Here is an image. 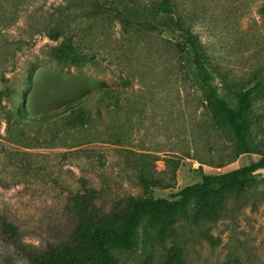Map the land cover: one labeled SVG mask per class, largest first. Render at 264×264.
Wrapping results in <instances>:
<instances>
[{"label":"rangeland","instance_id":"rangeland-1","mask_svg":"<svg viewBox=\"0 0 264 264\" xmlns=\"http://www.w3.org/2000/svg\"><path fill=\"white\" fill-rule=\"evenodd\" d=\"M127 1L138 6L157 0ZM91 2L73 0L63 16L72 21L73 40H80L68 63L56 56L70 42L67 33L58 40L48 35L68 0H0V90H14L3 95L4 108L47 118L54 104L80 87L77 75L120 90L118 110L83 131L64 132L54 121L9 129L0 115V264H32L45 249L70 239L80 212L95 223L124 196L144 195L142 154L166 179L167 159L180 161L175 186L154 188L155 197H172L203 173L226 172L262 156L246 153L229 162L232 135L214 125L204 103L208 91L195 80L192 59L178 55L165 38L172 33L127 30L117 17L91 16ZM176 10L203 43L223 96L230 97L229 83L256 88L253 129L264 151V0H176ZM219 158L222 167L213 165ZM91 186L97 195L81 209L76 194ZM226 205L214 218L191 206L174 223L175 235L153 242L143 233L135 249L119 251L120 264H163L175 244L182 247L177 264L236 258L264 264V170Z\"/></svg>","mask_w":264,"mask_h":264},{"label":"trees","instance_id":"trees-1","mask_svg":"<svg viewBox=\"0 0 264 264\" xmlns=\"http://www.w3.org/2000/svg\"><path fill=\"white\" fill-rule=\"evenodd\" d=\"M72 2L73 0H68L66 6L60 5V15L48 29V35L55 40L67 33L66 40L70 42L66 47L59 48L56 56L68 63L75 59L77 48L74 44L80 41L79 38L73 40L70 31L72 21L63 18L71 9ZM91 4V16L117 17L127 30L135 27L138 32L152 30L172 33L165 38L172 43L178 55L192 59L195 80L208 91L204 103L214 125L232 135L233 156L229 162L246 153H261L262 156L247 165L226 172L203 173L200 181L185 186L172 197H155L151 194L154 188L175 186L174 180L180 161L167 159L165 172H170V177L166 179L154 172L147 159L149 155L142 154L139 181L145 194L124 196L113 212L95 223L80 212L79 221L70 239L60 247L45 249L35 256L32 264H120L119 251L135 249L138 238L143 233L153 242L175 235L174 223L180 216L189 214L191 206L205 217H217L227 208L226 200L242 195L264 170V151L253 129L257 95L253 91L256 88L229 83L230 97L220 93L218 86L213 83L214 76L198 34L191 30L183 18L179 15L177 17L176 0H157L152 5L138 6L127 0H92ZM11 43L13 42L8 40L6 44ZM76 78L81 84L75 94L54 104L55 110L46 114L47 118L23 116L19 108L17 111L12 107L4 108L3 95H9L14 90H0V115L7 128L15 126L23 130L26 126L33 127L54 121L63 127L64 132L83 131L103 119L105 112L114 113L118 110L119 100L116 93L120 90L115 91L106 81L91 76L77 75ZM26 100L28 96L25 91L24 103ZM219 159L220 161L213 162L214 166L222 167L226 164L222 158ZM200 162L205 163L203 159ZM96 195L95 187H86L85 193L76 194L78 207L82 209ZM7 225L12 226L9 223ZM180 250L182 247L177 244L170 246L163 264H177L176 254ZM232 261L242 264L239 258L227 259L223 264H232Z\"/></svg>","mask_w":264,"mask_h":264}]
</instances>
